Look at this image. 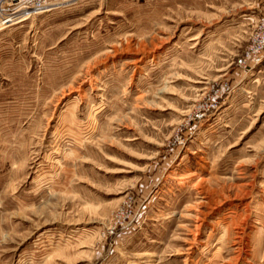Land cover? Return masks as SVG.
Returning <instances> with one entry per match:
<instances>
[{
	"label": "rangeland",
	"instance_id": "1",
	"mask_svg": "<svg viewBox=\"0 0 264 264\" xmlns=\"http://www.w3.org/2000/svg\"><path fill=\"white\" fill-rule=\"evenodd\" d=\"M262 17L82 0L1 28L0 264H264V62L237 65Z\"/></svg>",
	"mask_w": 264,
	"mask_h": 264
},
{
	"label": "built area",
	"instance_id": "2",
	"mask_svg": "<svg viewBox=\"0 0 264 264\" xmlns=\"http://www.w3.org/2000/svg\"><path fill=\"white\" fill-rule=\"evenodd\" d=\"M82 0H0V29L19 24L31 17L48 11L59 9L65 5L75 4ZM257 31L253 34L251 45L244 56L237 60L242 70H250L264 62V18L257 21ZM228 87L212 89L204 101L195 109L194 118L203 120L212 115L220 107V99L224 92L228 96Z\"/></svg>",
	"mask_w": 264,
	"mask_h": 264
}]
</instances>
